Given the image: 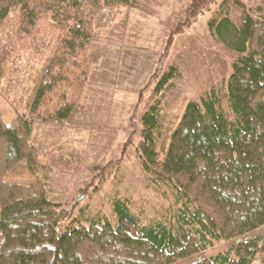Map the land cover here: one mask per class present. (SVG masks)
<instances>
[{"label": "trees", "instance_id": "trees-1", "mask_svg": "<svg viewBox=\"0 0 264 264\" xmlns=\"http://www.w3.org/2000/svg\"><path fill=\"white\" fill-rule=\"evenodd\" d=\"M187 1L134 108L156 82L157 98L142 115L136 151L152 180L174 189L178 207L160 218L144 201L116 196L110 220L101 209L90 214L85 207L73 217L69 207L48 199L37 173L53 168L39 160L31 132L35 121L65 122L81 101L91 65L92 3L114 7L134 0H0V29L10 10H18L13 36L21 48L44 22L54 33L21 110L10 122L0 114V264H253L257 257L264 264V233L253 234L264 227V0H221L208 26L234 52L232 72L223 92L213 87L186 103L160 153L163 91L182 77L176 65L164 71L163 58L175 35L212 2ZM5 74L0 65V92ZM129 140L99 174L122 160ZM216 240L231 243L202 256Z\"/></svg>", "mask_w": 264, "mask_h": 264}, {"label": "rangeland", "instance_id": "rangeland-1", "mask_svg": "<svg viewBox=\"0 0 264 264\" xmlns=\"http://www.w3.org/2000/svg\"><path fill=\"white\" fill-rule=\"evenodd\" d=\"M220 2L221 0H212L185 31L176 34L168 54L163 58V70H168L170 65H176L180 68L182 77L175 81L173 88L163 91L157 140V150L160 153L168 148L171 134L186 103L199 101L213 87L223 92L232 72L234 52L214 36L208 26V21ZM187 3V0H134L133 4L114 6L115 8L92 3L90 13L101 31L106 34L111 32L129 44H140L142 48L131 45L130 49L148 52L150 55L152 53L159 58L169 32L183 20ZM99 9L102 10L101 13L97 11ZM108 11L113 14L109 15L111 13ZM235 16L236 13H231L232 19ZM17 19L18 10L12 8L5 26L0 29V65L6 70L1 80L0 114L5 122H10L17 111L21 110L31 85V77L54 43V33L47 27V22H44L41 33L29 39L27 45L21 48L13 36ZM111 22L112 27L115 26V33L103 29ZM121 31H126V34L121 35ZM155 86L156 82H153L145 90L136 109L137 99L134 102L129 127H125L120 118L104 119L99 127L83 126L80 128L82 133L78 135L81 137L79 148L74 150H62L64 143L71 140L72 136L68 133L69 139L60 144V149H54L52 135H55V130L39 121L34 122L32 141L37 144L39 151L44 148L53 152L50 162L56 171L48 175L37 173L45 183L47 195L66 208H70L79 195L84 196L73 210V217L78 216L80 207H85L90 214L101 209L108 219L113 220L112 200L116 196L140 199L145 202L152 215L160 218L170 217L178 207L174 189L165 183L154 182L151 174L142 167L136 151L142 115L157 98ZM127 139L130 140L122 160L107 166L99 174L101 167L121 156L122 145ZM75 142H78V138ZM64 154L65 156H61ZM61 170L68 173L60 172ZM82 188L87 189L84 194L80 193ZM81 223L88 224L86 221ZM58 228L61 231L65 229L62 224ZM259 233H264V227L253 234ZM230 243L216 240L201 255L216 254L226 249ZM259 263L260 258L257 257L253 264Z\"/></svg>", "mask_w": 264, "mask_h": 264}, {"label": "crops", "instance_id": "crops-1", "mask_svg": "<svg viewBox=\"0 0 264 264\" xmlns=\"http://www.w3.org/2000/svg\"><path fill=\"white\" fill-rule=\"evenodd\" d=\"M97 11L102 12L100 9ZM108 12L111 13L109 15L113 14L112 11ZM107 25L103 29H107L106 32L111 30L115 33V26L112 27V22ZM97 32L100 34L98 35ZM104 33L97 28L94 18L93 39L87 43V54L91 62L88 83L84 88L80 103L71 111L66 121L48 125L52 126V130H55V135H52L54 149H60V144L69 139L67 133L72 137L70 142L64 143L62 150L79 148L78 143L81 137L78 135L82 133L80 128L83 126L99 127L104 119L120 118L125 127H129L130 114L137 99V93L155 68L157 55L152 53L150 55V53L140 50H131V45L134 48L142 47L140 44H129L124 39H118L111 32L109 34ZM122 33L126 34V31H121V35ZM114 104L115 108L113 109ZM32 132L31 142L38 151L39 159L42 163L52 167L53 172H55L56 169L50 162L52 150L48 151L43 148L39 151L37 144L32 141ZM77 138L78 142H75ZM65 154L61 156H65ZM60 172L68 173L64 170ZM47 197L49 200L57 202L52 200L50 195Z\"/></svg>", "mask_w": 264, "mask_h": 264}, {"label": "water", "instance_id": "water-1", "mask_svg": "<svg viewBox=\"0 0 264 264\" xmlns=\"http://www.w3.org/2000/svg\"><path fill=\"white\" fill-rule=\"evenodd\" d=\"M83 195H79L75 201L72 203L71 207H70V214L73 212V210L75 209V207L79 204V202L83 199Z\"/></svg>", "mask_w": 264, "mask_h": 264}]
</instances>
